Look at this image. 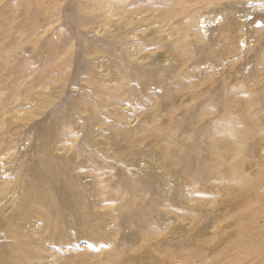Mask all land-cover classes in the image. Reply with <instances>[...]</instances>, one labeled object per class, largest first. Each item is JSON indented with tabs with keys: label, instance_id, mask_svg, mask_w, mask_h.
I'll return each instance as SVG.
<instances>
[{
	"label": "rangeland",
	"instance_id": "obj_1",
	"mask_svg": "<svg viewBox=\"0 0 264 264\" xmlns=\"http://www.w3.org/2000/svg\"><path fill=\"white\" fill-rule=\"evenodd\" d=\"M0 264H264V0H0Z\"/></svg>",
	"mask_w": 264,
	"mask_h": 264
},
{
	"label": "bare ground",
	"instance_id": "obj_2",
	"mask_svg": "<svg viewBox=\"0 0 264 264\" xmlns=\"http://www.w3.org/2000/svg\"><path fill=\"white\" fill-rule=\"evenodd\" d=\"M34 197V196H33ZM31 198V197H30ZM27 200V199H26Z\"/></svg>",
	"mask_w": 264,
	"mask_h": 264
}]
</instances>
